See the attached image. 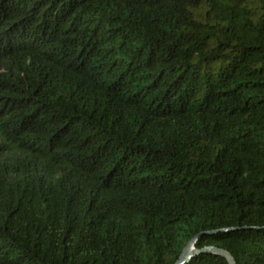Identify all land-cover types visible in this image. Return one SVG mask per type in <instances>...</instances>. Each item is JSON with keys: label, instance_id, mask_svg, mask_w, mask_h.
Here are the masks:
<instances>
[{"label": "trees", "instance_id": "trees-1", "mask_svg": "<svg viewBox=\"0 0 264 264\" xmlns=\"http://www.w3.org/2000/svg\"><path fill=\"white\" fill-rule=\"evenodd\" d=\"M264 264V0H0V264Z\"/></svg>", "mask_w": 264, "mask_h": 264}, {"label": "water", "instance_id": "water-1", "mask_svg": "<svg viewBox=\"0 0 264 264\" xmlns=\"http://www.w3.org/2000/svg\"><path fill=\"white\" fill-rule=\"evenodd\" d=\"M196 236L191 237L180 249L177 257L175 258L172 264H183L192 254L196 251V248L193 246V241ZM206 252H210L216 255L222 256L228 264H235L230 253L223 247L214 244H207L201 247V249Z\"/></svg>", "mask_w": 264, "mask_h": 264}]
</instances>
